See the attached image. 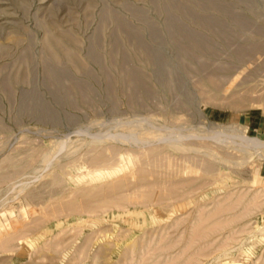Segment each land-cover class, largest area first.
Returning <instances> with one entry per match:
<instances>
[{
  "label": "rangeland",
  "instance_id": "rangeland-1",
  "mask_svg": "<svg viewBox=\"0 0 264 264\" xmlns=\"http://www.w3.org/2000/svg\"><path fill=\"white\" fill-rule=\"evenodd\" d=\"M263 141L264 0H0V264H264Z\"/></svg>",
  "mask_w": 264,
  "mask_h": 264
},
{
  "label": "bare ground",
  "instance_id": "bare-ground-1",
  "mask_svg": "<svg viewBox=\"0 0 264 264\" xmlns=\"http://www.w3.org/2000/svg\"><path fill=\"white\" fill-rule=\"evenodd\" d=\"M240 21V20H239ZM244 23V22H243ZM181 30V29H180ZM184 35V34H183ZM196 45V44H195ZM258 142H260V139L258 140ZM264 142V141H263Z\"/></svg>",
  "mask_w": 264,
  "mask_h": 264
}]
</instances>
